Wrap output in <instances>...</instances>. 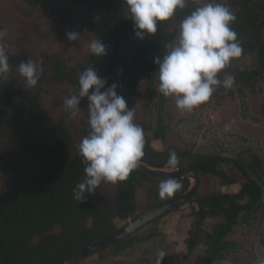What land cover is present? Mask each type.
<instances>
[{
    "label": "trees",
    "instance_id": "16d2710c",
    "mask_svg": "<svg viewBox=\"0 0 264 264\" xmlns=\"http://www.w3.org/2000/svg\"><path fill=\"white\" fill-rule=\"evenodd\" d=\"M199 1L190 0L189 6L177 10L171 20L158 22L155 34L146 35L143 40L136 38L133 42L121 80L122 96L129 109H137L143 100L140 86L145 84L150 93L151 86L157 81L158 66L154 64V57H162L166 52L165 45L174 40L176 32L172 24L201 6ZM45 2H66L71 7L98 10V16L92 20L91 33L95 40H101L106 46L107 54L99 58L90 55L74 63L56 55L40 54L32 60L42 66L43 74L35 88H28L18 75L19 64L8 51L10 71L0 76V166L7 178V183L0 189V264H64L87 246L120 230L114 224L115 219L134 221L145 211L176 200L189 187V180L178 179L182 188L173 197L161 200L158 185L163 179L134 170L124 182L102 183L82 203L73 199L72 190L83 180L85 166L79 153L74 157L63 153L72 143L71 133L65 126L68 115L63 113L56 123L51 134L52 146L46 147L34 137L40 119L32 115L29 108L39 94L50 89L74 91L78 87L79 73L89 66L107 80L106 87L110 86L119 46L132 31L133 21L124 0H20L34 9ZM222 2L236 15L231 27L237 32L243 49L240 57L256 50V67L264 72V0ZM240 96L244 95L240 93ZM160 100L162 103V98ZM81 105L82 133L86 136L90 131L87 98L81 100ZM159 114L155 137L164 140L166 127L161 112ZM135 123L143 128L145 135L144 156L140 162L167 168L169 152L175 151L180 160L175 169L193 171L207 189L200 190L187 204L193 206L191 216L194 218L185 245L187 254L165 255L162 264H183L182 260H187L199 246L204 248L199 264H217L224 260L227 252L237 247L236 243L227 241L233 229L240 221H245V216L262 207V162L256 156L245 158L244 152L226 158L219 154L179 151L174 146L156 149L148 139L152 127L144 121L136 120ZM222 163L231 164L234 172L225 174L219 168ZM211 178H217L221 188L239 186V189L234 194L214 190L210 188ZM140 190L146 195L145 207L137 202ZM208 220H215L216 224L210 231H205L203 228ZM150 236L134 239L131 235L118 241L107 247L111 250L109 255L115 257L122 250L147 241ZM156 260L157 255L152 259L141 258L136 264H156Z\"/></svg>",
    "mask_w": 264,
    "mask_h": 264
},
{
    "label": "rangeland",
    "instance_id": "374dc122",
    "mask_svg": "<svg viewBox=\"0 0 264 264\" xmlns=\"http://www.w3.org/2000/svg\"><path fill=\"white\" fill-rule=\"evenodd\" d=\"M199 2L202 5L208 0ZM98 14V10L71 7L66 2H45L34 9L20 3V0H0V29L7 30L8 51L18 64L35 59L40 54L56 55L74 63L92 55L88 45L95 40L91 28L92 20ZM179 25L180 21L172 24V29L176 32L175 38ZM68 32H76L81 37L78 41L69 42L66 38ZM255 51L233 60L220 74L221 79L225 73L235 77L232 88H217L206 103L192 112L179 111L173 97L162 96L157 90V81L151 86L150 93L146 91V85L142 84L140 88L144 96L135 109V121H144L152 127L148 139L153 147L164 149L174 146L179 151L219 154L226 158H234L241 152L245 153L244 157L247 159L256 156L262 162L260 174L264 190V72L256 67ZM7 78L8 75L5 79ZM21 87L26 89L25 85ZM240 93L244 96L241 97ZM72 94L74 91L71 89L54 88L35 98L29 112L40 119L39 126L34 131L39 144L52 146V130L65 113L63 101ZM79 107L82 111L81 104ZM160 112L166 127L164 140L155 137ZM82 120L83 111L75 119L67 116L65 120L72 139L71 145L63 151L68 157L79 153L78 146L85 137L82 133ZM219 168L227 175L234 172L229 163H222ZM4 176L0 166V189L7 183ZM209 181L210 188L224 193L234 194L239 189V186L221 188L217 178ZM203 189L207 191L200 182L199 191ZM136 198L139 205L145 207L146 195L143 190L138 191ZM192 207L186 204L178 211L158 218L160 220L157 223L152 221V224L148 223L132 234L134 239L151 235L147 241L136 243L115 257L109 255L111 250L106 247L103 252L90 255L79 264H136L141 258L152 259L158 251H163L165 255H186V240L194 220L191 216ZM244 219L227 238V241L236 243L237 247L227 252L225 259L230 264H261L264 262V196L262 207ZM114 221L118 229L131 222ZM215 224V220H208L203 229L210 231ZM203 250L199 246L187 260H182L183 264H199Z\"/></svg>",
    "mask_w": 264,
    "mask_h": 264
},
{
    "label": "clouds",
    "instance_id": "9594fccd",
    "mask_svg": "<svg viewBox=\"0 0 264 264\" xmlns=\"http://www.w3.org/2000/svg\"><path fill=\"white\" fill-rule=\"evenodd\" d=\"M124 4L133 21L135 37L143 40L157 32L158 22L169 21L177 10L187 8L190 0H124ZM235 21V12L222 0H208L184 16L176 38L165 45V54L154 57L158 66L157 90L165 98L173 97L179 111L192 112L206 103L217 88L228 90L234 85V76L225 73L221 79L220 74L243 52L238 34L231 27ZM6 37L7 30L0 29V76L10 71ZM80 37L76 32L66 33L69 42ZM88 50L97 58L107 54L101 40H93ZM17 71L28 88H35L43 74L42 66L32 59L20 63ZM107 84L89 66L79 73L74 94L63 101L69 119L82 112V99L88 101L90 131L78 146L85 176L72 190L73 199L79 203L102 183L126 181L144 156L145 135L135 123V107L128 108L115 83L106 87ZM179 164L177 153L170 151L165 167L175 169ZM181 188L175 177H169L158 185V196L161 200L171 198ZM164 256L163 251H158L156 264H162ZM217 264L230 261L219 260Z\"/></svg>",
    "mask_w": 264,
    "mask_h": 264
},
{
    "label": "water",
    "instance_id": "95a60500",
    "mask_svg": "<svg viewBox=\"0 0 264 264\" xmlns=\"http://www.w3.org/2000/svg\"><path fill=\"white\" fill-rule=\"evenodd\" d=\"M136 40L133 29L132 31L125 37V39L121 42L118 53H117V61L111 76V83H115L117 85V93L122 96V72L125 64L126 57L128 52ZM138 172L159 178V179H167L169 177H175L178 179H186L189 180V187L179 198L172 201L171 203L156 207L149 211H146L134 221H131L126 226L118 230L113 235L107 237L103 241L94 243L92 245L87 246L81 252L73 256L71 259L66 261L64 264H79L83 260H85L90 255L96 253L100 249H104L113 245L114 243L121 241L130 235L134 234L137 230L145 226L146 224L167 215L184 205L188 204L198 193L200 188V179L193 171H180L178 169H167L160 168L145 164L143 162H139L138 167L136 169Z\"/></svg>",
    "mask_w": 264,
    "mask_h": 264
}]
</instances>
